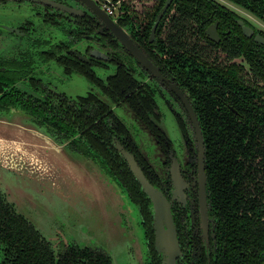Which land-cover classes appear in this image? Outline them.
<instances>
[{
    "label": "flooded vegetation",
    "instance_id": "af4514ba",
    "mask_svg": "<svg viewBox=\"0 0 264 264\" xmlns=\"http://www.w3.org/2000/svg\"><path fill=\"white\" fill-rule=\"evenodd\" d=\"M7 3L23 7L11 24L0 21V116H28L50 143L109 172L139 210L143 244L125 208L116 213L131 232L126 253L144 246L132 264L165 263L150 198L130 163L170 204L174 264H264V191L246 204L225 169L217 186L210 147L215 118L233 115L251 124L241 130L264 129V7L233 0H0V7ZM52 63L65 78L85 77L87 90L59 89ZM119 108L145 128L144 148ZM244 137L242 173L250 176L253 162L260 176L259 152ZM0 204L21 217L14 234L0 218V264H15L24 249L17 239L46 245L51 264H123L102 246L66 240L59 226L47 224L46 235L1 189Z\"/></svg>",
    "mask_w": 264,
    "mask_h": 264
},
{
    "label": "rangeland",
    "instance_id": "374dc122",
    "mask_svg": "<svg viewBox=\"0 0 264 264\" xmlns=\"http://www.w3.org/2000/svg\"><path fill=\"white\" fill-rule=\"evenodd\" d=\"M22 7L15 8L11 3H7L5 8L0 7V21L11 24L22 13ZM40 28L45 33L49 31L45 24H40ZM97 71L99 73L100 68ZM48 74L52 75V80L59 89L69 94L84 93L87 90L88 81L85 77L73 74L65 78L61 75L60 67L54 63ZM116 111L136 126L138 131L135 138L144 148L145 128L134 120L129 110L119 108ZM13 135H18L23 142L9 138ZM30 138L27 134L19 135L10 126L4 128L0 124V189L18 211L36 223L46 235L47 224L51 228L59 226L64 229L61 236L66 240L76 241L81 245H99L108 249L123 264L137 263V253L142 257L144 246L142 253L136 246L133 254H127L126 249L134 245L131 232L143 244L138 207L125 198L127 219L132 225L130 232L121 218H117L118 214L115 217L113 212L107 215L101 209L104 202L108 207L104 187L98 178L96 180L99 184H95L88 175L81 177L83 160H76L65 151L59 154L53 146L46 148L39 142H30L34 146L30 145L25 140H33ZM66 160L73 165L69 166Z\"/></svg>",
    "mask_w": 264,
    "mask_h": 264
},
{
    "label": "trees",
    "instance_id": "16d2710c",
    "mask_svg": "<svg viewBox=\"0 0 264 264\" xmlns=\"http://www.w3.org/2000/svg\"><path fill=\"white\" fill-rule=\"evenodd\" d=\"M233 1L245 3L246 6L253 5L254 7V5L260 4L264 7V0ZM215 119L214 123L216 126L214 128V133H211L213 140L210 146H213L212 153L214 159L211 167L213 173H215L213 174L214 183H216L217 186H221V184L225 182L224 177H222L224 169L228 170V173L230 174H235L237 176L236 178L230 176V183L232 184L230 187L234 189H242L243 193L241 195L245 198V203L248 204V200H251L254 194L261 195L264 191V129L261 134L259 132H255L254 129L250 128V126H244V130H241L239 124H251L243 123L238 117L233 115L224 116L219 120H217L218 118ZM227 130L231 131L230 135L226 134ZM247 133L253 141V147H256L259 152L258 157L261 161V175L257 177L253 176V162H248L247 164L251 175H243L242 173L243 163L240 157L244 155L246 157L247 153L243 154L241 152V147H243L242 144L244 143V136ZM97 164L101 166L109 177H111L109 172L100 163L97 162ZM0 218L3 220V224L8 226L10 234L17 232L15 229L11 228L19 226L21 219L20 216L8 213L7 210L5 213H2V209H0ZM17 241L20 246L24 247V249L16 259L15 264H51L50 252L46 245L43 243H36V246L33 247L28 241L26 243H22L18 239Z\"/></svg>",
    "mask_w": 264,
    "mask_h": 264
},
{
    "label": "water",
    "instance_id": "95a60500",
    "mask_svg": "<svg viewBox=\"0 0 264 264\" xmlns=\"http://www.w3.org/2000/svg\"><path fill=\"white\" fill-rule=\"evenodd\" d=\"M1 123L3 124L4 128H9L10 126L19 135L27 134L31 137L30 139L33 138V140L25 139L29 141L30 145L39 142V144L44 147L53 146L56 150L59 151V154L61 153V151H65L70 156L75 157L76 160H83L81 161L84 165V167L82 168L83 174L81 173V177L83 176L85 178L88 175V178H90L95 184H99L96 180L98 178L102 182V185L104 187L106 193V195L104 194V196L107 197L106 204H108V207H106L104 202V206L101 207L104 213L108 215V213L113 212V215L115 217V214L118 210H120V208H125V198L117 193L119 187L115 184L114 181L109 178V176L97 163L85 158L82 155L73 153L66 148H58L59 146H57L56 144L53 145L52 143H50V137H48V134L40 129L37 125H35L28 116L10 112L9 114L0 116V124ZM13 136H10L9 138L13 140L20 139L18 135ZM3 138L8 139L7 137ZM20 140L23 142L22 139ZM30 142H33V144ZM66 163L69 166L73 165L68 160H66ZM130 166L137 181L140 184L141 189L147 194L151 201L150 208L153 215L156 249L161 254L162 261L165 264H174L175 257L179 254V249L170 204L167 202L160 190L148 181V179L143 175L142 171L138 167L131 163ZM113 215L110 214V217H113Z\"/></svg>",
    "mask_w": 264,
    "mask_h": 264
}]
</instances>
